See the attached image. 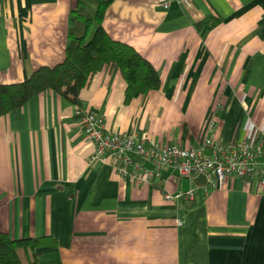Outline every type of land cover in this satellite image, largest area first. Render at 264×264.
Returning <instances> with one entry per match:
<instances>
[{"label":"crops","instance_id":"crops-1","mask_svg":"<svg viewBox=\"0 0 264 264\" xmlns=\"http://www.w3.org/2000/svg\"><path fill=\"white\" fill-rule=\"evenodd\" d=\"M74 5L0 0L1 84L62 60ZM101 26L154 67L159 88L124 104V82L107 64L76 104L44 90L0 116V231L46 237L36 264H264V195L255 178L227 176L204 194L165 166L136 185L89 159L81 128L82 114L93 112L106 131L144 133L206 156L210 145L261 138L264 0H175L166 9L113 0ZM189 188L191 206L163 198Z\"/></svg>","mask_w":264,"mask_h":264},{"label":"trees","instance_id":"trees-1","mask_svg":"<svg viewBox=\"0 0 264 264\" xmlns=\"http://www.w3.org/2000/svg\"><path fill=\"white\" fill-rule=\"evenodd\" d=\"M112 1L75 0L62 60L51 67H37L21 82L0 83V116L20 108L30 97L44 90H51L76 104L78 93L90 75L107 64L116 65L124 82V104L159 88L160 80L154 67L133 47L111 39L103 30L102 15ZM201 25L196 24V27ZM45 239H11L0 231V264H36V249L46 243Z\"/></svg>","mask_w":264,"mask_h":264},{"label":"built area","instance_id":"built-area-1","mask_svg":"<svg viewBox=\"0 0 264 264\" xmlns=\"http://www.w3.org/2000/svg\"><path fill=\"white\" fill-rule=\"evenodd\" d=\"M175 0H155L166 9ZM81 128L85 138L93 146L90 160L108 164L114 174L136 185L149 183L159 177L161 167H173L178 176L190 181L198 174L204 176L203 193L216 189L227 176L255 178L259 191L264 195V132L256 141H239L221 145H210V154L204 155L202 148H181L175 144H160L146 134L134 131L126 133L109 132L93 112L81 116ZM131 155L149 160L153 169H147ZM193 199V189L170 195L165 200Z\"/></svg>","mask_w":264,"mask_h":264},{"label":"water","instance_id":"water-1","mask_svg":"<svg viewBox=\"0 0 264 264\" xmlns=\"http://www.w3.org/2000/svg\"><path fill=\"white\" fill-rule=\"evenodd\" d=\"M196 186H202L204 183V176L202 174H198L193 179Z\"/></svg>","mask_w":264,"mask_h":264}]
</instances>
